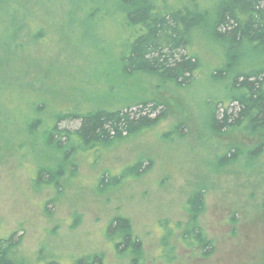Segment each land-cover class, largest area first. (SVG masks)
<instances>
[{
	"label": "rangeland",
	"instance_id": "rangeland-1",
	"mask_svg": "<svg viewBox=\"0 0 264 264\" xmlns=\"http://www.w3.org/2000/svg\"><path fill=\"white\" fill-rule=\"evenodd\" d=\"M171 2L198 3L207 16L219 7V0ZM103 4L104 13L92 20L86 17L91 6L69 0L45 5L44 41L32 44L27 55L14 46L0 54V224L1 230L17 233L14 255L30 264L52 258L73 264L101 253L107 264H129L131 257H117L105 235L120 217L143 242V264H264V149L256 158L249 154L256 144L264 146V137L233 129L215 133L211 127L212 104L226 92L215 75L227 63L211 26H201L191 43L190 51L203 63L197 79L163 83L154 75L123 72L121 40L129 32L118 20V6ZM249 54L264 66V52ZM144 101L162 104L151 115L162 116L156 125L81 150L75 165L63 163V153L48 144L47 125L39 124L50 125L57 109L133 106L137 111ZM79 126L78 119L62 124ZM233 145L241 155L227 164L222 158ZM140 163L143 172L130 175ZM59 164L65 166L59 189L37 184L41 170ZM198 191H204L206 206L191 215L187 201ZM177 223L182 230L169 240L176 257L162 261V226ZM194 227L213 242L208 256L180 243L182 232Z\"/></svg>",
	"mask_w": 264,
	"mask_h": 264
},
{
	"label": "trees",
	"instance_id": "trees-1",
	"mask_svg": "<svg viewBox=\"0 0 264 264\" xmlns=\"http://www.w3.org/2000/svg\"><path fill=\"white\" fill-rule=\"evenodd\" d=\"M65 1L68 0H0V54L2 51H10L11 46L21 55L29 54L30 46L42 43L47 36L43 27L47 19L43 12L45 5H63ZM69 2L91 6L86 13L89 20L97 12L104 13L103 3L117 5L118 20L124 31L127 29L129 32L121 40L120 63L123 72L128 75H154L163 83L186 85L197 79L203 71V63L190 51V47L198 29L210 25L213 37L223 46L227 58L225 68L215 75L221 85L225 86L226 92L212 104L211 127L215 133H227L233 129L243 131L250 137L259 134H262L261 138L264 137V66L254 64L255 58L249 54L264 52V0H219L218 11L212 16H207L206 11L202 12L198 3L195 7L177 6L171 0ZM2 67L3 62L0 61V69ZM161 105L155 101H144L137 104V111H132L133 106L89 111H79L75 107L66 111L57 109L50 125L44 121L39 124L47 125L48 144L63 153L60 158L67 164L73 158L76 159L81 150L106 146L153 127L162 116L151 119V115L159 111ZM39 110L42 111V107ZM74 119L80 120L78 128L72 130L62 127L64 122ZM256 145L249 150L251 157L255 158L264 149L263 144ZM229 149L230 152L222 159L232 164L241 155V151L236 145ZM72 165L75 163L72 162ZM64 167L59 164L52 170H41L38 176L40 182L37 184L47 183L59 189L58 178L63 175ZM143 169V163L136 164L131 168L130 175L138 176ZM106 180L105 177L102 182ZM187 202L191 215L201 213L206 206L204 191H198ZM182 227V223H177L175 227L162 226L163 245L159 255L162 261L175 259L177 247L170 244L169 240ZM16 234L14 231L1 230L0 224V264H30L14 255V249L19 243ZM105 235L113 240L112 247L117 257H131L129 264H143V242L134 235L129 220L115 218L108 225ZM180 243L191 249L198 248L205 256L214 247L206 232L197 227L183 231ZM41 264L61 262L52 258ZM73 264L107 262L104 254L95 253L74 260Z\"/></svg>",
	"mask_w": 264,
	"mask_h": 264
}]
</instances>
